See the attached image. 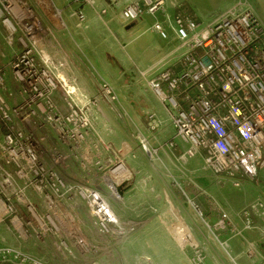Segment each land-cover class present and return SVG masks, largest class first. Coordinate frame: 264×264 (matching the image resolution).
<instances>
[{"label": "built area", "instance_id": "2783aa9c", "mask_svg": "<svg viewBox=\"0 0 264 264\" xmlns=\"http://www.w3.org/2000/svg\"><path fill=\"white\" fill-rule=\"evenodd\" d=\"M4 1L8 15L2 21L10 31L8 43L12 46L18 41L22 48L10 64L19 98L6 89L5 71L0 68V226L9 222L11 233L19 241H28L34 234L43 238L51 228H57L52 217L60 202L74 194L90 210L99 235H114L118 230L113 226L118 220L107 199L96 188L72 186L60 168L69 157L79 156V147L94 129L91 113L76 103L54 74L53 61L41 55L43 37L38 31L42 23L33 8L23 0ZM78 14L80 20L85 19L83 12ZM145 14L161 16L153 29L163 39H168L171 30L180 45L177 52L183 69L174 73L170 67L162 68L148 85L167 106L175 139L190 145L181 160L195 158L203 151L206 167L235 187L239 188L245 179H258L264 170L262 24L251 12L234 20L222 17L200 23L193 17L170 14L167 0H136L122 11L128 22L139 21ZM56 83H61L66 93L64 113L53 100ZM100 90L110 103L118 102L111 85L104 82ZM9 97L17 100L15 104L9 102ZM53 134L68 148L67 152H46L45 145ZM141 143L148 150L146 139ZM148 152L153 155V151ZM40 201L47 207L46 212ZM196 211L203 215L198 207ZM255 215L264 217V190L263 196L244 211L247 229L253 228ZM227 218L223 213L216 227L224 229ZM176 228L177 239L187 241L186 227ZM227 255L237 264L228 250ZM248 255L254 256V249ZM197 260L196 264H203L202 256ZM0 262L48 264L5 244L0 245Z\"/></svg>", "mask_w": 264, "mask_h": 264}, {"label": "crops", "instance_id": "0c3cea01", "mask_svg": "<svg viewBox=\"0 0 264 264\" xmlns=\"http://www.w3.org/2000/svg\"><path fill=\"white\" fill-rule=\"evenodd\" d=\"M49 1L54 16L48 17L40 48L51 61H58H53L54 74L63 79L76 103L90 111L94 124L87 141L79 147V156L69 157L65 166L60 167L68 183L96 188L102 193L118 220L113 226L118 230L114 235L128 233L133 241L134 237H149L148 231L152 228L182 225L192 229L194 220L196 225L204 227L202 221L196 220L200 217L196 211L199 206L207 221L215 225L221 221V213L228 215L222 235L237 264H259L264 260V217L255 215L253 228L247 229L244 216V211L263 196L264 170L258 179H245L237 188L206 167L203 151L195 158L182 161L180 157L190 145L175 139L176 130L167 106L148 85V75L154 69L171 67L176 72L183 69L175 49L179 41L174 33L170 30L168 39H163L152 27L153 17L147 14L140 21H126L120 5L130 0H93L92 5L83 0ZM256 2L264 20V0ZM110 3L115 6L111 7ZM80 11L85 15L84 20L78 17ZM3 15L6 17L7 13ZM65 41L71 45L66 53L61 52ZM55 43L60 48L56 52L53 51ZM16 47L22 48L18 43ZM133 67L141 69L143 78L130 75L128 69ZM104 82L115 90L118 102L110 103L100 95ZM53 137L54 134L45 145L46 152L54 153L58 149L55 144L60 143ZM143 139L148 150L153 151L152 156L142 146ZM60 145L62 151H68L65 145ZM72 196L75 197L72 194L64 200L66 204L61 203L56 214H69ZM219 196L221 207L212 202ZM72 204L78 214L80 232L83 233L84 224L97 235L90 210L82 202L78 210L75 202ZM39 205L47 211L43 201ZM43 239L34 234L28 241L43 242ZM28 241H19L8 224L0 226V245L23 249ZM251 248L254 256L248 255ZM28 251L39 257L32 247ZM227 257L223 256L225 264H233Z\"/></svg>", "mask_w": 264, "mask_h": 264}, {"label": "rangeland", "instance_id": "374dc122", "mask_svg": "<svg viewBox=\"0 0 264 264\" xmlns=\"http://www.w3.org/2000/svg\"><path fill=\"white\" fill-rule=\"evenodd\" d=\"M7 1L10 2V0ZM23 1H28V5H32L35 13L40 19H42L41 29H39L38 31L42 36L46 33L45 25L47 22H49L48 17L52 18L54 16V14L51 13L53 8L50 7V1ZM135 1L136 0H130L127 4H121L120 6L123 7L122 11L126 6ZM167 2L168 12L170 14L193 17L200 23H207L208 21L211 22V20L214 21V19H221L222 17L223 19L234 20V17L238 15H243L251 12L264 27V20L261 18L259 10L257 9L258 6L256 0H167ZM0 3V68L5 71L6 89H9V87L12 88V90L9 89L10 92H12L11 94L13 96H17V94L19 93L17 86L18 83L16 82V85L15 81L13 80L10 64L13 58H15L13 56H16L13 54L18 53L21 48H18L20 49L19 51L18 49H16V44H20L18 41L14 42L12 46L8 43L10 31L3 24V21L1 19L2 17H4L3 12H6L4 8L6 5L4 0H0ZM115 3L117 2L115 1ZM110 6L112 7L115 5L110 3ZM1 7L3 8V12ZM105 12L106 11L104 10L102 14H104ZM145 16L153 17V24L158 20V16L155 17L150 14H147ZM218 22L220 21L218 20L216 22V25L219 24ZM64 43L65 45H61V52L66 53L67 50L70 49L71 45L68 41H65ZM58 46L59 45H57L56 43L54 44V52L58 51ZM179 46V43H177V46L175 47L177 51L179 49ZM11 47H13L15 53L12 52ZM42 52L43 53L41 55L44 54L43 50ZM54 58L59 59V57H57L56 55H54ZM178 59L182 62L180 56L178 57ZM52 60L55 63L57 61L54 59ZM6 69L8 70V74ZM170 69L174 73H178L171 67ZM140 70L141 69L139 67L128 69L131 76L136 78H143V73H141ZM160 70L162 69H154L150 71V74L148 75L150 76L149 80L155 77ZM54 79L56 81L55 77ZM58 93L63 94L60 96L58 95ZM4 94L9 95L8 93H3V95ZM64 97H66V93L63 90V85L61 83H58L57 89L53 95V100L55 103H57L63 113L67 111V104ZM8 99L11 104H15V102L17 101L15 99H12V97H9ZM63 103L64 106L61 105ZM55 145H57L56 147L58 148L56 150L62 153V146L57 143ZM117 161L122 162L121 159H117ZM124 171H126V169ZM210 171L213 172L212 170ZM78 182L79 181L77 179L76 183ZM112 189L115 190V187H113ZM66 190L71 193L70 187H67ZM187 201L188 200H186V202ZM73 202H75L76 208L81 204V200L79 197L72 196L70 201V211H68L69 214L60 212V214H56L58 216L57 218L56 216L52 217L57 228H51V231L49 230L43 237L44 239L42 238L43 242L40 240H33L32 242L28 241V243H24V248L22 250L28 253V248L32 247V249H34L39 254V257L36 256L35 258L48 264H196L198 263V256L203 257V264H225L223 256H228V249L223 239L222 228L216 227L215 223H212V221H207L206 215L200 216L202 219L200 217H196V220H200L203 222L204 227L196 225V221L194 220V223H191L192 225H190L192 229L186 228L189 233V238L185 242L179 241L175 238L174 230H176L177 228H174L172 226H163L160 228L157 227L149 229V237H134V240L132 241L130 239L131 236H129L128 233H126V236L109 235L107 237H102L99 235V232H97L98 234L95 235L93 231L85 227L86 225L84 224L82 225L84 231L83 233H81L78 225L79 223L77 218L78 214L76 213L77 211H73L72 209ZM212 202L215 206L219 204L218 206L221 207L222 205L220 196L218 199L215 198ZM60 203L66 204L65 201H61ZM59 209H61V207H59ZM82 212L84 211L82 210ZM220 217L222 220V213ZM45 222L47 223V221ZM3 224L4 222H2L1 226ZM181 226L182 225H180L179 227ZM38 231L40 232L41 230L39 229ZM130 231L134 233L136 232V229H130ZM141 239L145 240V242Z\"/></svg>", "mask_w": 264, "mask_h": 264}, {"label": "bare ground", "instance_id": "6f19581e", "mask_svg": "<svg viewBox=\"0 0 264 264\" xmlns=\"http://www.w3.org/2000/svg\"><path fill=\"white\" fill-rule=\"evenodd\" d=\"M57 17V16H56ZM39 41V40H38ZM63 78V77H62ZM62 81H63V79H61ZM9 89H11L10 87H9ZM9 89H7L8 91H9ZM69 89V88H68ZM73 90V89H72ZM71 92V91H70ZM72 93V92H71ZM120 168H122L123 170H125V167L122 165ZM112 186V185H111Z\"/></svg>", "mask_w": 264, "mask_h": 264}, {"label": "trees", "instance_id": "16d2710c", "mask_svg": "<svg viewBox=\"0 0 264 264\" xmlns=\"http://www.w3.org/2000/svg\"><path fill=\"white\" fill-rule=\"evenodd\" d=\"M0 264H13V263H10V262H4V263H2V262H0Z\"/></svg>", "mask_w": 264, "mask_h": 264}, {"label": "water", "instance_id": "95a60500", "mask_svg": "<svg viewBox=\"0 0 264 264\" xmlns=\"http://www.w3.org/2000/svg\"><path fill=\"white\" fill-rule=\"evenodd\" d=\"M119 190H120V188H119Z\"/></svg>", "mask_w": 264, "mask_h": 264}]
</instances>
